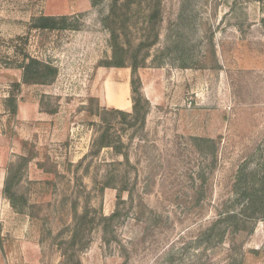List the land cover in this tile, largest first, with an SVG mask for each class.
Returning <instances> with one entry per match:
<instances>
[{"label":"rangeland","instance_id":"374dc122","mask_svg":"<svg viewBox=\"0 0 264 264\" xmlns=\"http://www.w3.org/2000/svg\"><path fill=\"white\" fill-rule=\"evenodd\" d=\"M27 57L57 78L23 84ZM0 119V264H264V221L210 230L263 161L264 0H0Z\"/></svg>","mask_w":264,"mask_h":264},{"label":"trees","instance_id":"16d2710c","mask_svg":"<svg viewBox=\"0 0 264 264\" xmlns=\"http://www.w3.org/2000/svg\"><path fill=\"white\" fill-rule=\"evenodd\" d=\"M117 2V0H116ZM93 6H97L98 3L93 2ZM35 29L39 30H56V29H75L71 28V25L67 24V18L61 17H40L37 19L35 24ZM112 36L114 41L118 39L116 31H112ZM114 51L118 50L119 47L113 46ZM116 53V51H115ZM114 66L117 68H125L126 63L124 61L117 62L114 61ZM132 70L136 72L139 68L136 65H132ZM23 69L22 83L25 85L39 84V85H49L58 76V69L49 63H44L39 59L33 57H27L25 63L21 66ZM133 94L138 97H133V111L132 113H126L124 111L115 110L119 115H121L125 122L131 127L141 126L144 127L146 124V118L150 113L151 103L148 99L143 97L139 89H136L134 82ZM17 87L21 84L17 83ZM7 106L11 107V114L16 116L18 113L17 98L14 95H10L7 98ZM129 119V120H128ZM211 141V140H210ZM212 142V141H211ZM96 144L98 149H113L116 153L122 154V148L124 144L120 140L115 143L110 138V132L106 131L101 134ZM127 161L129 162V157L125 155ZM4 193L7 194V198L12 203L13 198L10 194V183L7 180L5 184ZM232 206L227 207L224 211L217 214L215 221L213 222L210 230L216 231L220 229V234L222 239L228 234H243L247 231L248 225L255 224L258 221H264V154L263 161L255 168L249 169L244 166L241 167L237 173L235 183L232 188ZM13 204V203H12ZM119 216V211L114 212L110 216H103L101 221L103 223H111ZM84 216L75 215L76 219H81ZM252 229H250V232Z\"/></svg>","mask_w":264,"mask_h":264},{"label":"crops","instance_id":"0c3cea01","mask_svg":"<svg viewBox=\"0 0 264 264\" xmlns=\"http://www.w3.org/2000/svg\"><path fill=\"white\" fill-rule=\"evenodd\" d=\"M127 87H129V85H127ZM129 93V92H128ZM120 100L118 101V99H116V103L118 104V103H122L121 105H118V106H123V104H124V108L127 110V108L129 107V105H126V103H125V101H126V99H125V97H122V99H121V97L119 98ZM4 113H8V112H4ZM18 115H19V118H21L20 116H21V106H19V111H18ZM7 117V116H6ZM0 121H1V119H0ZM3 128H6V125H5V123L4 124H1V122H0V135L1 136H3L4 135V129ZM1 190V189H0Z\"/></svg>","mask_w":264,"mask_h":264}]
</instances>
